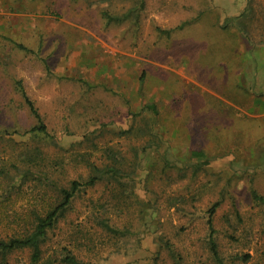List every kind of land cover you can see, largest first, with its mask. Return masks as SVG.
<instances>
[{
	"label": "rangeland",
	"instance_id": "374dc122",
	"mask_svg": "<svg viewBox=\"0 0 264 264\" xmlns=\"http://www.w3.org/2000/svg\"><path fill=\"white\" fill-rule=\"evenodd\" d=\"M0 162L80 184L37 264H264V0H0Z\"/></svg>",
	"mask_w": 264,
	"mask_h": 264
},
{
	"label": "trees",
	"instance_id": "16d2710c",
	"mask_svg": "<svg viewBox=\"0 0 264 264\" xmlns=\"http://www.w3.org/2000/svg\"><path fill=\"white\" fill-rule=\"evenodd\" d=\"M18 47L24 49L21 46ZM21 95L25 107L36 122L31 129L24 133L48 136L46 127L33 103L28 99L23 90L21 91ZM190 156L196 160H200L202 163H206L204 162L206 161L205 155L202 152L192 151ZM30 161V159L23 160V164ZM29 167L23 171L14 163L1 164L0 162V264H6V258L12 252L25 249L31 253V263L37 264L41 259V246L46 239L47 233L64 217V212L70 206L75 193L79 191L80 184L77 182H72L70 187L65 189L56 188L53 182L45 179L44 184L48 185V187L50 186L51 192H53L51 203L45 204L42 199L38 200L36 198L32 202H28L24 210L17 212V205L19 201L23 200V188H29L30 186L29 182L31 181H27V176L31 174L29 170L32 167ZM94 178L91 177L88 185L95 183ZM36 184L41 183L36 180ZM31 189L39 191L38 187ZM250 196L253 202L264 205V198L259 196L254 189L251 190ZM217 206V203L212 206L209 212L210 217ZM208 229L207 241L209 251L214 261L217 264H222L210 220H208ZM59 262L60 264H82L71 254L65 255Z\"/></svg>",
	"mask_w": 264,
	"mask_h": 264
}]
</instances>
